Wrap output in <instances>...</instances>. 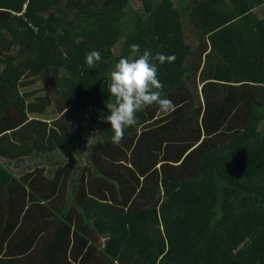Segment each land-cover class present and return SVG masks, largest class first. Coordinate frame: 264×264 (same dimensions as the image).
Listing matches in <instances>:
<instances>
[{
	"label": "trees",
	"instance_id": "obj_1",
	"mask_svg": "<svg viewBox=\"0 0 264 264\" xmlns=\"http://www.w3.org/2000/svg\"><path fill=\"white\" fill-rule=\"evenodd\" d=\"M130 1L0 0V140L14 150L20 139L33 147L46 137L47 148L92 139L98 174L77 188L91 194L93 233L107 237L101 264H264V0H142V10ZM133 44L174 55L156 63L175 110L138 112L115 145L109 72ZM92 50L101 60L89 69ZM164 126L167 159L151 153ZM44 173L20 179L0 164V245L10 241L18 258L14 243L28 233L23 263L76 264L51 259L70 250L73 222H54L67 184L40 195L56 187ZM33 247L50 254L36 260Z\"/></svg>",
	"mask_w": 264,
	"mask_h": 264
},
{
	"label": "crops",
	"instance_id": "obj_2",
	"mask_svg": "<svg viewBox=\"0 0 264 264\" xmlns=\"http://www.w3.org/2000/svg\"><path fill=\"white\" fill-rule=\"evenodd\" d=\"M262 8L263 9H261V13L260 10L258 12L260 13L261 17H264V7ZM25 112H27V110H25ZM58 116L60 117V114H58ZM53 120L49 121V123L52 124ZM59 131L54 133L56 137L60 136L61 132L59 133ZM32 133L34 132H30L28 134L31 135ZM158 138L159 139L157 141H153L155 144V148L151 151V153H157V150L159 149L161 159H167L165 158V155L167 154V126L163 127L162 132ZM86 140L87 143L85 142ZM9 143L10 142L8 140H0L1 165L11 169L16 173L18 177H20V179L22 176L29 175V172H33L39 168H44V176H41V174H39L40 181L45 183L51 180L56 184L55 190H50V192H48L46 191V188H43V190L39 192L40 195H46L47 193H50L51 196L55 195V197L53 198H56L60 191L59 187L66 180V191H63L64 195H62L58 200L59 205H55L57 204V202L54 203L53 211L57 216L56 218H54V222L58 225H61L62 221L68 223L72 220L73 228L72 234L70 236L71 247L70 250H68L67 254H62L61 250L59 249L56 255L53 256L51 254V259L57 263L56 259L58 260L60 258H65L68 256L76 264H82V261L91 264V255H94L97 259H99V264H101L102 259L106 260L107 258L105 252L103 251L107 245V237L106 235L97 236L93 233L92 211L84 207V204L88 203L87 196H91V194L90 192L85 191L83 188H77V185H81L86 177H88L89 170H91L95 174H98V169H96L95 167H91L90 159H87L86 157L90 152V144H92V139L83 136V138L78 143H73L74 145L71 144L70 146L65 147L50 146V148H47L48 141L46 137H44V139L37 145H31L33 147L22 145L23 140L20 139L17 142L20 146L15 147L14 150H8ZM151 157L153 159V157L155 158V155L151 154ZM160 165H162V163ZM86 168H88L87 171H85ZM33 176L34 175H32V177ZM42 204L40 205L44 207L47 206L44 204L48 203L47 201H44ZM70 209L74 212V215H72V217L71 215L67 216V213L70 212L68 210ZM37 211L45 210L37 208ZM68 229H70V227L66 228V230ZM1 236L2 232H0V237ZM9 237L11 236L9 235ZM28 240L32 241L33 238H31L28 233H22L19 236L18 242L14 243V246H18L19 248V250L15 252L16 257L18 258H12L13 256L10 255L11 253H8V246H12L10 241V243L5 242V245L1 244L0 264H25L21 261V257L23 255V250L26 249V243L28 242ZM33 250L35 252V255L38 257L36 260H45L46 256L50 254L44 250H39L34 247ZM10 258L15 259L16 261H14V263H11Z\"/></svg>",
	"mask_w": 264,
	"mask_h": 264
},
{
	"label": "clouds",
	"instance_id": "obj_3",
	"mask_svg": "<svg viewBox=\"0 0 264 264\" xmlns=\"http://www.w3.org/2000/svg\"><path fill=\"white\" fill-rule=\"evenodd\" d=\"M131 54L129 58H120L109 72L108 92L114 98V103L108 105L111 114L104 119L111 125V143L115 145L121 143L127 127L137 125L138 112L154 105L161 115L175 110L173 102L162 95L163 84L156 63L172 62L174 55L156 53L153 56L151 50L147 49L141 54L138 44L131 45ZM100 60L101 53L97 50L85 55L89 69L95 68Z\"/></svg>",
	"mask_w": 264,
	"mask_h": 264
},
{
	"label": "rangeland",
	"instance_id": "obj_4",
	"mask_svg": "<svg viewBox=\"0 0 264 264\" xmlns=\"http://www.w3.org/2000/svg\"><path fill=\"white\" fill-rule=\"evenodd\" d=\"M187 0H175V3L177 4V7L180 8L183 6V3H185ZM185 6V4H184ZM130 8L134 9V10H142V0H131L130 1ZM263 9V8H262ZM261 13V10H260ZM119 45L116 46L115 48V52H117L116 54L119 55L120 54V50H119ZM53 75H55L57 78L58 76H60V78L63 76L64 72L62 70H54ZM37 74V73H36ZM31 81V80H28ZM32 86V85H31ZM37 94V93H36ZM31 101V100H29Z\"/></svg>",
	"mask_w": 264,
	"mask_h": 264
}]
</instances>
